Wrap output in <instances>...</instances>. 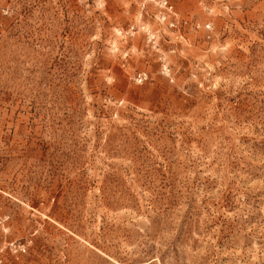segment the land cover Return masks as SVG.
Returning <instances> with one entry per match:
<instances>
[{
	"label": "rangeland",
	"instance_id": "1",
	"mask_svg": "<svg viewBox=\"0 0 264 264\" xmlns=\"http://www.w3.org/2000/svg\"><path fill=\"white\" fill-rule=\"evenodd\" d=\"M0 264H264V0H0Z\"/></svg>",
	"mask_w": 264,
	"mask_h": 264
},
{
	"label": "built area",
	"instance_id": "2",
	"mask_svg": "<svg viewBox=\"0 0 264 264\" xmlns=\"http://www.w3.org/2000/svg\"><path fill=\"white\" fill-rule=\"evenodd\" d=\"M165 5L168 6L167 3H165Z\"/></svg>",
	"mask_w": 264,
	"mask_h": 264
}]
</instances>
